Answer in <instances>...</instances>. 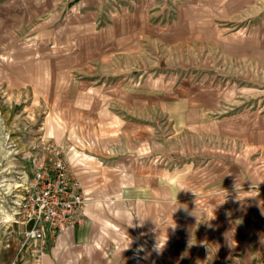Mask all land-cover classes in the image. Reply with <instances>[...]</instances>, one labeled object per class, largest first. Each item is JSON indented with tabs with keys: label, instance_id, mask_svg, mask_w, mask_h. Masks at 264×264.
<instances>
[{
	"label": "rangeland",
	"instance_id": "1",
	"mask_svg": "<svg viewBox=\"0 0 264 264\" xmlns=\"http://www.w3.org/2000/svg\"><path fill=\"white\" fill-rule=\"evenodd\" d=\"M197 6L207 29L134 63L110 60L107 40L80 29L73 7L48 23L23 14L18 27L0 24V247L18 243L21 264L34 263L13 220L17 202L52 147L65 148L83 185L87 220L47 241L45 264L172 263L178 231L219 223L218 199L233 195L218 188L239 182L220 171L239 163L245 194L263 198L264 240V0ZM223 134L254 135L260 147L243 150ZM259 250L246 260L264 262Z\"/></svg>",
	"mask_w": 264,
	"mask_h": 264
},
{
	"label": "crops",
	"instance_id": "2",
	"mask_svg": "<svg viewBox=\"0 0 264 264\" xmlns=\"http://www.w3.org/2000/svg\"><path fill=\"white\" fill-rule=\"evenodd\" d=\"M70 7L76 9L74 11L77 12L75 15L80 29L95 30L98 36L107 40L105 45L109 47L110 60L116 62H140L150 52H172L183 37H198V30L208 28L201 24L203 18L197 9V0H0V24L12 23L18 27L22 24L23 14H29L30 22L36 18L43 21L46 17L45 22L48 23L50 20L47 15L53 16L55 12L59 13V9L71 11ZM174 9L175 14L173 12L174 16L170 19L169 15H173L171 10ZM5 27L0 25L1 29ZM252 136L246 140L244 135L223 134L222 138L235 142L243 150L247 145L260 147L256 145L259 142L255 140L256 136ZM223 168L221 175L229 176L227 172L233 171L239 180L237 187L233 184L228 186L229 178L218 188L227 195H233L231 198L218 199L217 204L223 206V217L217 220L218 224L206 223L202 230L178 231L175 238L180 240L175 242V249L171 253L175 256L170 264H259V261H248L246 257L259 250V247H264V240L259 236L263 198L245 194L246 165L239 163L237 170L233 167L229 170ZM141 184V200L144 204L149 201V184L144 181ZM179 186V181L167 183L169 191L176 192ZM183 195L171 193V200L182 202L186 200ZM86 237L85 234L83 238ZM231 239L238 249L236 253H231L228 247ZM17 245L14 243L13 247H0V264H21V252Z\"/></svg>",
	"mask_w": 264,
	"mask_h": 264
},
{
	"label": "built area",
	"instance_id": "3",
	"mask_svg": "<svg viewBox=\"0 0 264 264\" xmlns=\"http://www.w3.org/2000/svg\"><path fill=\"white\" fill-rule=\"evenodd\" d=\"M62 148H50L49 160L34 161V172L25 181L14 214L13 220L25 226V254L34 264H45L50 238L87 220L88 197Z\"/></svg>",
	"mask_w": 264,
	"mask_h": 264
},
{
	"label": "bare ground",
	"instance_id": "4",
	"mask_svg": "<svg viewBox=\"0 0 264 264\" xmlns=\"http://www.w3.org/2000/svg\"><path fill=\"white\" fill-rule=\"evenodd\" d=\"M22 185H20V187H21Z\"/></svg>",
	"mask_w": 264,
	"mask_h": 264
}]
</instances>
